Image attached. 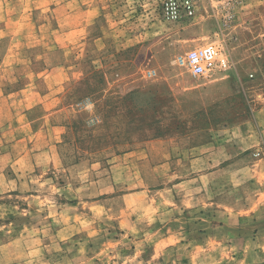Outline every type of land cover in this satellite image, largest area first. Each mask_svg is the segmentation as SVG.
Returning <instances> with one entry per match:
<instances>
[{
  "label": "rangeland",
  "instance_id": "1",
  "mask_svg": "<svg viewBox=\"0 0 264 264\" xmlns=\"http://www.w3.org/2000/svg\"><path fill=\"white\" fill-rule=\"evenodd\" d=\"M163 1L0 0V264H264V0Z\"/></svg>",
  "mask_w": 264,
  "mask_h": 264
},
{
  "label": "built area",
  "instance_id": "2",
  "mask_svg": "<svg viewBox=\"0 0 264 264\" xmlns=\"http://www.w3.org/2000/svg\"><path fill=\"white\" fill-rule=\"evenodd\" d=\"M162 11L167 19L176 21L181 17V12L190 15L193 13L191 0H164ZM178 65L185 67L194 77L211 74L214 70H227L232 66L230 60L220 56L218 49L212 44L187 49L176 57ZM154 71L149 70L148 75Z\"/></svg>",
  "mask_w": 264,
  "mask_h": 264
},
{
  "label": "crops",
  "instance_id": "3",
  "mask_svg": "<svg viewBox=\"0 0 264 264\" xmlns=\"http://www.w3.org/2000/svg\"><path fill=\"white\" fill-rule=\"evenodd\" d=\"M0 84H1V82H0ZM232 131H234V129H232ZM156 141H157V143L159 142L161 144L167 143V140H164V139H157ZM217 143L218 142H209V143H206V144H203L201 146L193 148V149L197 150L198 152L196 154L192 155L191 157L188 156L186 159L187 162L191 165L197 161L201 162L202 164H205L206 162H207V164L213 163L215 160H214V156L212 157V153L214 150H216L217 148H219L221 146V143H218V144ZM220 148H222V147H220ZM161 157H163V156H161ZM165 159L166 158H161V161L164 162ZM222 161L224 162V161H226V159H222L219 163H221ZM204 169H206V168H204ZM212 170H213L212 168H207L206 170H203L201 173H196L193 175L191 174V176L189 175V177L186 176L182 179H179V181H181V182L173 185L174 190L176 187H180V190H178L179 191L178 194L180 197L184 198L185 205L182 204L184 207H186V208L192 207L193 208L197 205L195 202L197 198L194 196L193 192L188 190L189 187L191 186V183L193 181H195V179L197 180L200 178L202 180H207V188L211 189V187H212L211 186V183H212L211 179L216 172V171H212ZM194 176H197V178H193ZM258 176L264 177L261 173H258ZM209 182H210V184H209ZM258 183L263 184L264 181L259 180ZM184 188H187V190H185ZM210 205H212L210 201L207 202L206 200H204L203 205L200 207V209L205 210L207 207H210Z\"/></svg>",
  "mask_w": 264,
  "mask_h": 264
}]
</instances>
